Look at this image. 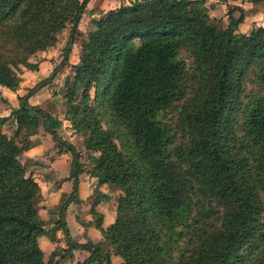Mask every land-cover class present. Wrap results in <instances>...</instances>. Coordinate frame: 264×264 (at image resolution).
Segmentation results:
<instances>
[{"label":"trees","instance_id":"16d2710c","mask_svg":"<svg viewBox=\"0 0 264 264\" xmlns=\"http://www.w3.org/2000/svg\"><path fill=\"white\" fill-rule=\"evenodd\" d=\"M249 1L230 6L222 26L205 0H131L77 31L78 62L63 94L56 67L0 115V264H58L62 256L56 248L46 257L38 242L47 224L32 167L46 160L25 151L41 132L72 158V191L60 192L51 228H63L69 253L89 251L73 264H112V255L117 264H264V26L236 31L244 18L264 13V0ZM86 4L0 0V84L16 89L19 66L35 69L30 56L54 46L69 23L73 38ZM45 84L52 94L31 104ZM8 106L0 97V111ZM168 108L177 109L175 128L160 118ZM60 114L87 133L97 184L120 190L115 219L103 227L96 205L105 194L94 189L97 242L69 238L65 211L78 200L82 166L58 132Z\"/></svg>","mask_w":264,"mask_h":264},{"label":"crops","instance_id":"0c3cea01","mask_svg":"<svg viewBox=\"0 0 264 264\" xmlns=\"http://www.w3.org/2000/svg\"><path fill=\"white\" fill-rule=\"evenodd\" d=\"M205 2L209 6V13L211 16H213L214 14L213 12L215 9L217 8L219 10L224 9L225 6H227V4H230L231 6L242 5L244 7H249L251 5V2L249 0H205ZM262 20H264V13H259L254 17L244 18V20L241 21L240 23L244 24L249 21L250 23L254 22L255 27L259 25L264 26ZM54 46L51 47L53 48ZM40 52H43V54L47 52V56L52 57L51 53L55 51L47 48L41 50ZM52 58L56 59L55 57ZM49 62L52 63V61ZM36 68L28 69V70L33 72L36 70ZM24 81L25 79H23L21 75L20 84L16 89H11L7 86L0 84L1 90L3 91L8 90L9 94H12L15 97L13 101L12 100L9 101L10 99H7L9 106L1 110L0 115L8 114L11 108L18 107L19 105L18 97L26 92V91L25 92L21 91V89L23 88L22 84L24 83ZM51 94L52 93L48 94L47 96H50ZM47 96H45L44 98H46ZM61 115L62 114H60L58 117L60 118ZM30 141H31V145L25 152L33 156L42 157L46 160L44 164H37L32 167V176H36L39 174L42 176L41 181L48 183L47 189H45V191L42 187H40L41 198L37 204V210L40 216L39 206L43 207L46 210L49 208L54 210V206L59 198L60 192L65 191L70 193L72 191L73 181L72 178L68 177L69 153L67 151H58V147H56L55 142L52 136L50 135V133L41 132L39 134L30 135ZM63 163H64V167H61ZM59 164L60 166H58ZM81 166H82V170L78 174V184L76 191L78 200H72L68 204L65 211V221L68 227L69 238L71 241L83 243L86 242L87 240H91L93 242H97L99 240H103V235L101 233V230L93 224L92 215L89 211L90 205L95 197L94 189L97 188L101 193L105 194V197H101L96 205V210L103 215V219H102L103 227H106L109 223H111L115 219L116 205L114 204L112 208L109 206L111 205V203H113L114 200L111 197V193L108 185L106 183L98 185L97 178L90 172L91 167L89 166L86 167V165H81ZM61 169H63L65 172L66 171L68 172L61 176L63 172L60 171ZM56 176L59 177L57 182L55 181ZM34 178L39 184L40 182L38 180L40 178L38 177H34ZM54 212L56 211L54 210ZM40 218L44 219L47 224V232L39 235L38 237L39 245L46 257L49 256L50 253L57 248L62 253L61 254L62 256L59 255L56 256L57 258H60L58 264H73L75 261L81 260L89 254L88 250L78 247H73L70 253L68 252V250L67 251L65 250L67 248V240L64 235V232H62V228L61 227L56 229L51 228L53 227L55 220L58 218V216L53 219L48 215L40 216ZM50 233L53 235V238L50 237ZM111 261L112 264H117L121 261V258L117 255H112ZM89 264H104V262L93 261Z\"/></svg>","mask_w":264,"mask_h":264},{"label":"rangeland","instance_id":"374dc122","mask_svg":"<svg viewBox=\"0 0 264 264\" xmlns=\"http://www.w3.org/2000/svg\"><path fill=\"white\" fill-rule=\"evenodd\" d=\"M129 1L131 2V0H87L86 7L83 10V13L80 19L77 22L76 33L73 32V38L70 39L71 24L69 23L62 30L58 32V41L55 44V46L53 48L49 47L50 50L55 51L51 53V55L52 57H55L56 59H53L52 57H48L47 52L43 54V52L38 51L35 54L30 56L31 61H34L37 63L39 61V64L35 71L32 72L22 65L19 66V74L22 75L23 79H25L24 83L22 84L23 88L21 89V91L22 92L27 91L28 87H30L31 85H34L39 80L48 77L53 72L54 68L57 67L56 72H54L53 81H56L59 83V92L60 94H63L64 87H65L64 86L65 77L66 75L73 73L72 64L78 62L80 41H79V36L77 35V31H83L91 27L92 19L97 17L103 10L112 8V7H117L121 4L129 3ZM230 6H231L230 4H227V6H225L224 9L219 10L217 8L214 10L213 12L214 14L212 17L217 21L219 25L223 26L228 23L227 21H228V17L230 14V11H229ZM262 22L264 23V20H262ZM254 25H255L254 22L250 23L249 21L244 24L240 23L236 27V31L249 32L250 29L255 28ZM68 41H71V46L68 51L67 62L64 64H59L63 58L64 48L66 44L68 43ZM181 55L185 57L187 61L190 60L187 53L182 52ZM49 61H52V63H50ZM50 93H51V90L47 84L40 86L29 97V102L31 104L32 103L35 104L41 101L45 96H47ZM0 97L6 100L10 99L9 101L11 100L13 101L15 99V97L12 94H9L8 90L3 91L1 89H0ZM160 118L162 119L164 123H167L168 125H172L175 128V123L178 119L177 109L168 108L165 113H160ZM59 119H60V126L58 128L59 134L61 135L63 139L72 143L75 146V148L79 151L81 165H86V167L88 166L91 167V163L89 162V155L92 153V151L87 150L83 145V139L87 133L85 131L75 130L73 126L71 125L70 120L66 118L64 115H61ZM4 130L7 131V133H11L10 129L5 128ZM68 153H69V168L68 169H70V162L72 158H71L70 152ZM58 166H60V164ZM61 167H64V163L61 165ZM63 169L60 170V171H63L61 176L68 172V171L65 172ZM34 177L40 178L38 180L40 182L39 185L45 191V189H47L48 183L41 181L42 176L39 174L36 176H33V178ZM58 178L59 177L56 176V179H55L56 182L58 181ZM109 190L111 193V197L114 200L113 203L109 205L112 208L114 204L116 205V197L120 194V190L111 188V187H109ZM39 211H40V216L48 215L52 219L58 216V213L54 212V210L50 208L46 210L43 207L39 206ZM62 232H64L63 228H62Z\"/></svg>","mask_w":264,"mask_h":264}]
</instances>
